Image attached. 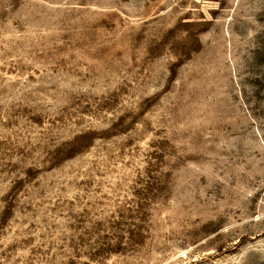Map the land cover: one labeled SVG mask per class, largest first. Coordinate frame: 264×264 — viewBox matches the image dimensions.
<instances>
[{"label":"rangeland","instance_id":"obj_1","mask_svg":"<svg viewBox=\"0 0 264 264\" xmlns=\"http://www.w3.org/2000/svg\"><path fill=\"white\" fill-rule=\"evenodd\" d=\"M0 264H264V0H0Z\"/></svg>","mask_w":264,"mask_h":264}]
</instances>
